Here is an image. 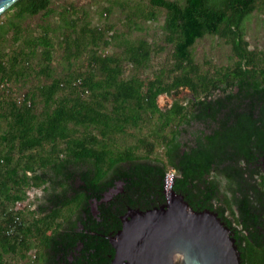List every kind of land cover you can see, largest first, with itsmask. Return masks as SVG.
<instances>
[{
  "label": "trees",
  "instance_id": "obj_1",
  "mask_svg": "<svg viewBox=\"0 0 264 264\" xmlns=\"http://www.w3.org/2000/svg\"><path fill=\"white\" fill-rule=\"evenodd\" d=\"M51 1L18 0L0 23V43L10 33L21 41L0 57V85L27 77L37 54L39 74L49 79L20 97L2 90L8 93L2 102L11 121L0 136V264H8L9 254L25 258L33 248L39 264H111L110 237L122 227L121 216L130 208L166 202L169 167L175 171L172 188L195 209L217 212L234 232L243 263L264 264V49L251 47L246 37V23L255 13L264 14V0L119 2L130 22L156 21L157 10L165 11L164 39L173 46L174 62L146 81L136 74L125 77L123 63L147 68L156 47L145 38L110 36L111 25L92 27L87 14L73 8L61 11L64 35L58 44L68 60L86 49L91 59L83 72L55 75L51 33L57 29L47 24L34 35L21 26L28 17L51 15ZM205 36L229 45L228 65L208 63L203 69L196 61L193 47ZM111 44L121 51L98 53ZM182 88L193 94L188 104L175 100L169 108L159 107V95ZM145 122L153 123V138L166 146V162L141 159L155 147L147 137L113 148L115 136ZM194 124L199 127L191 143L179 141L185 126ZM140 147L146 149L144 157L137 154ZM71 162L82 168L70 170ZM216 176L225 179L227 191H221ZM48 183L62 189L51 192L39 216L25 223L16 204L26 199L28 187ZM71 204L78 208L74 220L62 214Z\"/></svg>",
  "mask_w": 264,
  "mask_h": 264
},
{
  "label": "rangeland",
  "instance_id": "obj_2",
  "mask_svg": "<svg viewBox=\"0 0 264 264\" xmlns=\"http://www.w3.org/2000/svg\"><path fill=\"white\" fill-rule=\"evenodd\" d=\"M127 1L131 5H136V3L146 4L148 0H117L115 3L108 0H52L51 8L53 13L51 15H46L44 12L28 17L22 21L21 26L28 32L38 35L42 32V26L51 24L52 28L57 29L53 33L52 43L54 45L53 49V60L51 62V68L55 75L68 76L71 73L83 72L88 68L89 61L91 59L90 54L92 53L90 49H86L81 52L80 56H72L71 60L67 59V53L62 49L58 41L61 40V33L59 26L63 25L64 17L62 16V10L64 8L77 10L78 12H84L87 14L88 19L92 27H109L111 25L113 30L109 32V35L113 34H123L125 37H129L131 40H137L138 38H145L153 47H156V51L153 52L151 62L147 68H135L132 64L123 63L124 75L129 77L133 74L138 75L143 80H150L155 78L157 75L162 73V70H168L172 62H174L173 57V46L166 43L164 39L163 24L165 22V11L158 9V19L156 21L144 19L141 17L133 18L134 21L130 22V19L126 15V9L122 5H118L119 2ZM110 7L109 12H104L105 8ZM103 11V14L101 12ZM14 10L11 11L13 13ZM129 17H133L130 15ZM4 20V15L0 16V23ZM139 27L141 29H139ZM246 37L251 45V47H258L264 49V14H254L249 18L246 23ZM16 34L10 33L7 40L0 43V57L5 53H12L13 50L20 47L21 41H17ZM122 49L121 46L117 44H111L107 47H101L98 49L100 54H113L118 53ZM40 51V50H39ZM193 52L196 61L201 64L203 69H207L208 63L215 65H228L230 63L229 55L230 49L229 45L216 37L205 36L202 39L197 40L193 47ZM31 72L27 77H22L19 80L12 78L5 87L0 85V136L5 133L7 129V124L11 121V118L6 117L5 113L9 111L8 106L4 105L2 102L3 98L7 97V92L2 93L9 89L14 94V97L22 96L26 92L35 91L36 87L49 82V79L44 75L39 74V67L42 61L40 59V54L33 57ZM164 78L169 79L166 72L164 73ZM170 80V79H169ZM87 94V93H86ZM193 97L192 92L187 88H182L178 93L171 94H161L158 96L157 102L160 108H169L175 100L183 104H188L189 100ZM19 99V98H17ZM18 103V100H17ZM43 108L41 102L37 103L36 110L40 112ZM153 123L145 122L141 127L133 128L129 127L127 132L122 136H115L112 146L115 150L119 148H125L131 145H136L140 138L147 137L149 140H154L152 136ZM155 147L147 159L152 161L166 162L165 149L166 146L161 144L159 141H155ZM137 154L140 157L146 155V149L140 147L137 150ZM85 166V165H84ZM70 170L77 171L82 168V164L71 162L69 165ZM175 173L174 169L169 167L167 172ZM31 174V173H30ZM79 179L76 177L74 180V186L77 187ZM61 185H52L51 183L45 184L41 187H28L27 197L24 201L16 204V210L22 211V217L25 223H29L36 216V212L40 205H46L47 199L51 195V192H57L61 190ZM227 191L226 188L222 192ZM77 206L71 204L68 207L62 209V214L65 217H70L76 210ZM47 212H50L49 210ZM46 212V213H47ZM45 213V214H46ZM43 215V214H41ZM65 221H63V224ZM50 233V232H49ZM37 248L31 249L27 252V256L24 258L21 254L12 255L6 257L8 264H39L37 262ZM43 264H46L43 262Z\"/></svg>",
  "mask_w": 264,
  "mask_h": 264
},
{
  "label": "water",
  "instance_id": "obj_3",
  "mask_svg": "<svg viewBox=\"0 0 264 264\" xmlns=\"http://www.w3.org/2000/svg\"><path fill=\"white\" fill-rule=\"evenodd\" d=\"M16 1L0 0V15ZM185 127L178 140L191 143L199 126ZM174 176L166 173L164 204L147 210L130 208L121 216L122 227L110 237L115 251L111 264H242L234 232L217 212L195 209L183 194L176 192L172 188ZM216 178L222 191L225 179ZM77 211L71 220L76 219ZM177 253L183 258L174 259Z\"/></svg>",
  "mask_w": 264,
  "mask_h": 264
},
{
  "label": "flooded vegetation",
  "instance_id": "obj_4",
  "mask_svg": "<svg viewBox=\"0 0 264 264\" xmlns=\"http://www.w3.org/2000/svg\"><path fill=\"white\" fill-rule=\"evenodd\" d=\"M106 199V198H105ZM91 206L93 207V209L95 210L96 209V203H92L91 204ZM80 246L78 247L79 249H81L83 246H84V244H79ZM242 254V253H241ZM244 261L242 260V264H244L243 263Z\"/></svg>",
  "mask_w": 264,
  "mask_h": 264
},
{
  "label": "clouds",
  "instance_id": "obj_5",
  "mask_svg": "<svg viewBox=\"0 0 264 264\" xmlns=\"http://www.w3.org/2000/svg\"><path fill=\"white\" fill-rule=\"evenodd\" d=\"M182 258L183 257L179 253H177L176 256L174 257V259H182Z\"/></svg>",
  "mask_w": 264,
  "mask_h": 264
},
{
  "label": "built area",
  "instance_id": "obj_6",
  "mask_svg": "<svg viewBox=\"0 0 264 264\" xmlns=\"http://www.w3.org/2000/svg\"><path fill=\"white\" fill-rule=\"evenodd\" d=\"M167 173L175 174V173H173V171L172 172H167Z\"/></svg>",
  "mask_w": 264,
  "mask_h": 264
}]
</instances>
